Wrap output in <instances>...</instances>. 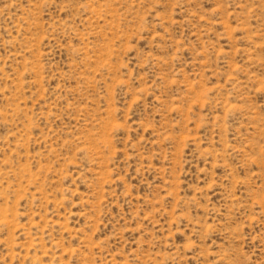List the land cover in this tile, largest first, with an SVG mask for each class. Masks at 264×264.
<instances>
[{
	"label": "rangeland",
	"instance_id": "374dc122",
	"mask_svg": "<svg viewBox=\"0 0 264 264\" xmlns=\"http://www.w3.org/2000/svg\"><path fill=\"white\" fill-rule=\"evenodd\" d=\"M0 264H264V0H0Z\"/></svg>",
	"mask_w": 264,
	"mask_h": 264
}]
</instances>
